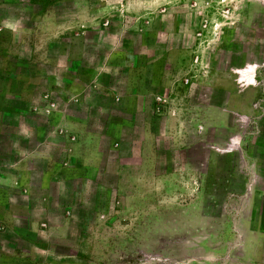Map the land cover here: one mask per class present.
<instances>
[{"label": "rangeland", "instance_id": "obj_1", "mask_svg": "<svg viewBox=\"0 0 264 264\" xmlns=\"http://www.w3.org/2000/svg\"><path fill=\"white\" fill-rule=\"evenodd\" d=\"M0 176L69 264H264V0H0Z\"/></svg>", "mask_w": 264, "mask_h": 264}, {"label": "crops", "instance_id": "obj_2", "mask_svg": "<svg viewBox=\"0 0 264 264\" xmlns=\"http://www.w3.org/2000/svg\"><path fill=\"white\" fill-rule=\"evenodd\" d=\"M52 84L53 83L51 82V86ZM127 92L137 93V90L135 92V90L133 91V89L131 88L130 90H127L126 93ZM133 95L134 94L124 97L130 99ZM121 98V95L115 94L114 97H109V101H111L112 105L114 103L119 104ZM133 107L134 105L131 108ZM133 109H130L128 105H123L122 111H125V113L129 115V117H132L135 114ZM122 111L119 112L121 113ZM82 127V125H80L79 127V124L76 123L75 128H79L77 131H80ZM50 132H53V130ZM66 164L67 162L65 163V165ZM60 169L65 173L64 175H56L53 178L51 177L49 179L48 172L44 174V178L41 180V183H43L42 185L45 186H43L45 189L47 188L46 186L48 185V183L51 184L55 179H57L60 183L77 182L83 184H86L88 182L98 183V180L100 179L98 175H85V166H83V164H80L78 161L69 164V166L60 167ZM71 170L73 171L72 173H67V171L70 172ZM56 173L59 174L58 172ZM14 176L17 177L16 175ZM17 179H14V181L11 183L12 186L10 187L18 189L21 188L19 178ZM10 180V178L0 176V186L3 183L10 184ZM19 195H26V192L20 191ZM74 195V192H72L68 196V199L73 201L72 203H70L71 205L75 204L74 200L77 198V196L74 197ZM14 197L15 196L13 195L12 200H14ZM8 200H10V197H6L2 193L0 194V264H69V262H71L70 259L78 258L77 256H79V254H77V252L70 255L56 248V243L59 241H56L55 237L63 231L67 232L70 228L69 222L71 217L70 213L72 212L70 210L71 206H68L69 209L67 213H69V217H64L63 222L52 226L48 224V229H42L41 226L38 227L37 223H32V221L28 223L27 227L19 226L13 218V216H15L14 211L17 209H15L14 207L12 208V210L8 208L6 206V201ZM32 208L33 207H30L29 210L28 207L30 215L32 213ZM38 233L43 234L46 237V239H43V243H40L36 239V235Z\"/></svg>", "mask_w": 264, "mask_h": 264}]
</instances>
